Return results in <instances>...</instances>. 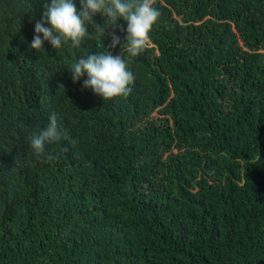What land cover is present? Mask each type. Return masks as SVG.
<instances>
[{"label":"trees","instance_id":"1","mask_svg":"<svg viewBox=\"0 0 264 264\" xmlns=\"http://www.w3.org/2000/svg\"><path fill=\"white\" fill-rule=\"evenodd\" d=\"M45 3L0 0V264H264V0H154L138 56L123 18L32 48ZM102 52L125 57L126 97L73 82ZM53 113L46 163L27 138Z\"/></svg>","mask_w":264,"mask_h":264},{"label":"clouds","instance_id":"2","mask_svg":"<svg viewBox=\"0 0 264 264\" xmlns=\"http://www.w3.org/2000/svg\"><path fill=\"white\" fill-rule=\"evenodd\" d=\"M153 4L154 0H80L81 7L78 11L74 0H50V3L44 4L43 22L35 24L36 35L31 47L43 51L44 41H48L57 50L62 47H67L69 51L78 50L82 42L92 36L88 31V24H92L102 37L106 27L115 28L117 21L123 18L127 21V42L122 46V51L130 56H138L151 43L149 33L160 15ZM97 13L107 17L104 27L95 25L93 17ZM44 22L50 26L45 27ZM119 43L120 38L113 32L109 47L115 48ZM68 70L74 83L86 73L87 79L83 81V86L91 88L104 101L129 95L132 91L130 85L135 79L127 68L125 57L112 55L110 52L88 53L79 57ZM66 139L67 136L53 113L48 118L47 126L33 132L27 142L37 159L43 158L44 162L51 163L59 159V152L48 153L46 145H60ZM63 150L66 152L67 148Z\"/></svg>","mask_w":264,"mask_h":264}]
</instances>
